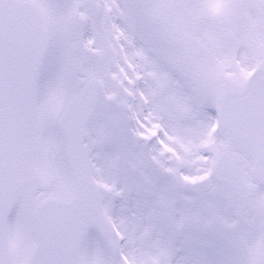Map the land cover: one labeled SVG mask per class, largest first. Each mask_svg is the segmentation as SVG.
Returning <instances> with one entry per match:
<instances>
[{
    "label": "rangeland",
    "instance_id": "1",
    "mask_svg": "<svg viewBox=\"0 0 264 264\" xmlns=\"http://www.w3.org/2000/svg\"><path fill=\"white\" fill-rule=\"evenodd\" d=\"M30 1L37 6L48 26L50 41L42 71L40 70L36 81L32 108L31 144L36 180L28 190L18 196L6 220L9 252L14 264H25L33 250L32 214L36 204L45 197L66 198L71 192L62 139L55 127V120L69 95L70 74L66 54H63L62 59L61 29L66 25L70 1L77 7L83 0ZM221 1L192 0L189 11L208 14V10H217ZM74 10L69 13L67 25L74 17ZM81 10L83 9L79 10V18L84 19ZM238 19L239 23L230 24L228 27L237 33L236 43L241 48L247 47L255 60L264 62V26L257 23L250 12H245ZM156 38L166 41L159 31H156ZM64 43L66 45L67 41ZM245 53L246 51H242V55ZM243 65L245 68L242 72L239 71L238 76L250 66L249 63ZM208 66L205 70L207 74L212 71V65ZM219 74L221 75L220 72ZM225 82H221L220 87ZM234 82L238 84V81ZM199 99H204V115L194 114L199 111V108H195ZM207 99L211 100L212 96H188V107L177 108L179 116L187 122V162L181 172L186 175V193L181 189L184 180L180 178V174L175 176L173 165L170 178L156 176L148 171H141L138 180L134 176L131 181L137 184L136 189L123 194L124 204L118 202L117 206L111 207L112 195L103 196L101 205L113 221L114 242L118 252L116 256H110L102 240L89 228L80 246L81 264H187L186 259L189 258L193 261L191 264H230L227 258L222 257L232 252L231 249L236 250L232 232L240 226L236 224L241 223L247 213L257 209L264 211V184L257 181L251 172L247 173L248 182L254 183L257 191L246 204H240L232 189L222 184H215L205 194L197 193L192 187L200 175L207 173L220 151L239 150L229 141L224 129L219 127L216 132L210 133L212 111L216 108H207L211 104ZM215 100L217 102L218 97ZM135 110L140 111L142 108ZM99 137L100 134H97L95 142L86 145L91 173L98 184L102 179L100 176L104 175L100 167L103 148ZM204 137L203 151L198 150L196 141ZM140 145L138 142V146ZM153 180H158L156 186L152 185ZM260 214L248 217L241 230H237L245 234L248 247V254L245 255L249 262L258 258L257 254L264 256V214ZM214 222L223 231L216 229ZM183 230L187 233L186 243L183 242ZM234 242L236 247L245 249L239 238ZM180 243L186 246L189 257L183 253L179 256L182 249L176 247ZM197 251L200 252L198 256ZM247 258L246 264H249ZM231 261L233 264L238 262L234 257H231Z\"/></svg>",
    "mask_w": 264,
    "mask_h": 264
},
{
    "label": "water",
    "instance_id": "2",
    "mask_svg": "<svg viewBox=\"0 0 264 264\" xmlns=\"http://www.w3.org/2000/svg\"><path fill=\"white\" fill-rule=\"evenodd\" d=\"M187 1L162 0L152 14L172 41L182 38ZM45 41V30L31 4L0 0V264H12L5 241V218L17 194L33 180L28 141L30 100ZM94 100L88 84L78 82L57 119L74 192L68 202L47 199L36 207V244L27 264H78V245L87 225H92L114 252L82 147V128L91 116ZM219 110L230 137L245 147L256 175L264 179V67L255 68L242 90L225 93ZM247 167L241 156L226 152L218 158L214 176L246 198L252 191L243 181ZM209 186L207 182L200 190Z\"/></svg>",
    "mask_w": 264,
    "mask_h": 264
},
{
    "label": "flooded vegetation",
    "instance_id": "3",
    "mask_svg": "<svg viewBox=\"0 0 264 264\" xmlns=\"http://www.w3.org/2000/svg\"><path fill=\"white\" fill-rule=\"evenodd\" d=\"M90 8V14L94 17L95 21L103 22L98 24L100 26H89L84 34L87 46L83 47L81 42V34L79 27H75L71 40V60L74 64H82L85 67L78 73H84L83 75L90 78L99 93V100L97 102V108H121L118 106V102L130 101L131 93L125 91V87L118 77V66L122 63V58H128L135 62L142 63L150 71H155V47L153 41H149V29L153 28L151 25L146 24L141 26L143 35V42L136 41V34L125 32V39L121 38V35L115 31V28L121 27L117 24V16L110 13H104L102 9L96 8L95 5L88 6V12ZM107 16L108 22H107ZM131 25V26H130ZM125 27H132L130 24ZM123 27V26H122ZM135 27V26H134ZM107 29L110 31L108 39ZM178 61L172 63L173 58L170 55V51H167V56L164 58L161 68V76L156 82V91L159 93V98L156 101V108L162 107L165 103L163 98V88L168 82V93L173 90H181L185 88L186 82L183 76V72L186 67L182 64V58H175ZM84 70V71H83ZM166 74L168 78H166ZM155 90V89H154ZM175 91V92H176ZM131 92V91H130ZM107 96H113L114 99H109ZM123 115V111L121 110ZM122 134V133H121ZM125 136L121 138L123 140ZM131 157L130 166L127 168L139 167L138 160ZM127 175H129L127 173Z\"/></svg>",
    "mask_w": 264,
    "mask_h": 264
}]
</instances>
